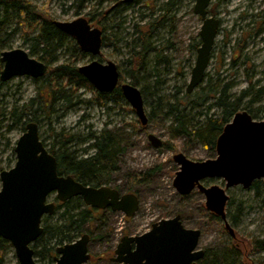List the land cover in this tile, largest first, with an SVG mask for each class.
<instances>
[{
	"label": "rangeland",
	"instance_id": "rangeland-1",
	"mask_svg": "<svg viewBox=\"0 0 264 264\" xmlns=\"http://www.w3.org/2000/svg\"><path fill=\"white\" fill-rule=\"evenodd\" d=\"M30 1L54 21L67 22L85 17L93 27L101 29L109 37L101 55L95 58L86 54L87 57L77 66L90 64L94 59L104 64L112 61L125 81L132 83L128 60L131 59L133 46L139 45L137 51L143 47L142 42L136 41L134 27L153 22L167 0H137L129 8L120 6L113 9L112 13H118V16L112 17L110 14L109 20H104L101 14L115 7L116 0ZM194 5L195 0H182L180 6L173 7L176 21H172L171 26L156 27L152 34L150 42L152 46L162 48L160 55L166 57L165 60L159 59L157 52L149 51L145 54L143 67L134 73L139 88L147 91L144 101L149 122L146 127L141 125L135 111L125 100L121 104L111 101H106L105 106L96 104L95 89L82 90L74 100L89 104L64 111L65 104L60 103L54 106L56 114L51 116H48V112H36L41 119L40 138L48 150L56 140L54 132L79 138L69 145V149L83 159L93 152L85 153L89 149L91 142L88 139L92 133H121L127 141L119 160V172L110 186L120 187L124 194H136L140 201L139 211L133 218H127L122 213L102 216L109 228H93L89 245L93 258L104 253L112 257L124 236L145 234L154 223L180 215L185 228L201 231L199 248L209 250L210 257L212 253L226 251L229 255L227 264H264V248L255 247V241H264V209L254 192L242 187L228 190L233 202L227 207V220L235 235L232 237L221 219L215 220L210 216L203 194L195 190L188 196H182L174 187L176 174L180 170L173 160L176 154L183 153L192 161L215 159L217 154L185 138H174L169 131L174 116L168 112V105L174 103L172 99L176 96V100L187 104L184 112L187 120L194 124L198 120L203 122L204 117L200 114L206 107L198 105L200 100L197 94L207 88L210 81L213 86L222 81V85H232L229 94L233 100L240 99L239 112H251L257 121H264V0H213L210 11L221 20V28L206 72L207 78L193 94H188L187 86L197 57L191 45L201 40L197 36L203 24L202 19L193 12ZM151 8L156 10L155 14ZM38 32H30L29 28L19 27L11 21L0 30V57L3 52L22 49L38 59L43 53L32 40ZM71 39H68L69 46ZM57 57L59 61L53 63V67L71 61L74 56L70 50H62ZM46 92L41 80L35 81L26 76L0 83V174L16 164V154L13 155L12 149L24 133L23 124L16 122V115L24 112L25 108L32 113L37 111ZM149 135L159 137L169 147L154 148ZM154 169L147 176L148 171ZM208 181L205 182L206 186L225 187L221 180ZM132 187L134 191L126 192ZM48 201H56V195H52ZM58 216H51L53 219L50 222L54 223ZM234 217L238 222H234ZM3 264H19L13 247L4 256ZM87 264L112 263L91 259Z\"/></svg>",
	"mask_w": 264,
	"mask_h": 264
},
{
	"label": "water",
	"instance_id": "water-1",
	"mask_svg": "<svg viewBox=\"0 0 264 264\" xmlns=\"http://www.w3.org/2000/svg\"><path fill=\"white\" fill-rule=\"evenodd\" d=\"M135 0H124L133 3ZM212 0H196L195 14L202 21L201 46L197 50L195 66L187 86L192 94L203 82L210 65L211 55L218 37L221 20L211 16L208 9ZM62 33L73 38L82 52L99 57L103 49V31L93 27L89 20L80 17L70 22L55 21ZM4 69L1 80L7 82L16 77L41 79L47 66L22 50L14 49L1 54ZM78 72L102 94L113 93L120 83V71L116 63L106 64L94 59L90 64L78 68ZM123 97L135 111L142 126L149 119L144 106L142 92L131 83L120 85ZM151 145L160 149L163 141L149 135ZM16 164L0 174V237L11 243L19 264H38L33 244L43 235V218L55 213L56 205L49 202L56 195L60 202L80 197L86 206L93 209H111L133 218L139 211L140 201L136 194H121L112 186H85L72 176H60L58 162L50 153L39 135L36 123H30L15 145ZM215 159L192 161L183 153L173 160L180 170L174 187L182 196L198 190L205 197L206 209L220 218L227 231L235 237L227 220L230 197L228 190L242 187L249 190L255 181L264 184V121L255 120L247 111L238 112L220 135L216 145ZM208 180H221L218 185L206 186ZM202 233L187 229L182 217L164 219L152 225L149 232L139 236H124L115 250L111 262L118 264H198L205 250L199 248ZM90 235L84 234L77 241L57 249L55 264H87L92 256L89 252Z\"/></svg>",
	"mask_w": 264,
	"mask_h": 264
},
{
	"label": "trees",
	"instance_id": "trees-1",
	"mask_svg": "<svg viewBox=\"0 0 264 264\" xmlns=\"http://www.w3.org/2000/svg\"><path fill=\"white\" fill-rule=\"evenodd\" d=\"M81 2H84V0H81ZM116 2L115 7L109 8V12L122 4L125 5L123 0H116ZM174 6L175 4L172 0H167L163 7L160 8V14L157 16V20L154 21L155 23H146L139 31L140 36L136 41L142 42L141 46L143 47L141 51L136 50L139 45L132 47L131 60L129 61L131 64V84L139 87L138 79L134 73L139 71L144 65L145 54L150 50V37L156 30V25L159 22H164L171 26L172 21H176V17L173 14ZM151 9L152 13L155 14L156 10L154 8ZM0 10H2L1 13L4 15L0 23L8 25L12 21L29 28L30 32L39 30L32 40L35 41V47L40 48L43 53L38 60L43 61L48 66L46 77L41 79L47 92L44 100L40 103V107L52 108L55 104L63 103L65 104L64 110L70 109L73 107L69 103L72 93L82 88L93 90L89 81L78 72L77 64L82 59H85L87 55L80 51L74 39H71L72 44L68 45L69 37L53 25L51 17L44 15V11L36 7L30 0H0ZM210 13L213 15L214 12L211 10ZM101 17L104 19L103 16ZM108 39L109 37L103 36V47L107 45ZM197 39H200V36H197ZM200 45L201 40L195 41L191 45L192 52H196ZM62 50H70L72 56H74L72 57L73 59L53 67L52 64L59 61L57 56ZM1 69L2 64L0 62V71ZM120 77L121 82H125L121 72ZM211 84L212 81H210V85L207 88L202 89L201 93L197 94L200 100L198 105L206 107L205 111L200 114V116L204 117L203 122L198 120L194 124L192 121L187 120V116L184 114L187 104L177 101L172 105H168L169 114L174 116V123L169 127V131L174 138L181 137L187 139L190 143L201 144L215 154L217 141L224 127L240 111V99L233 100L229 94L232 85H222V81H218L215 86ZM69 87L72 90L71 88L67 89ZM142 91V94L146 97L145 89ZM95 97L96 104L101 106H105L106 101L119 103L124 100L120 88H117L111 94H95ZM181 107L184 109L180 110ZM24 111L30 112L28 108H25ZM212 111L215 112L211 114ZM249 113L251 114V112ZM48 116H51V114H48ZM252 117L255 120L257 119L255 115H252ZM34 121L39 125L41 124V120L37 118ZM25 128L26 123L23 124L24 132L26 131ZM55 139L49 151L57 159L60 176L70 175L85 186L101 187L110 186L113 183V178L119 172V160L127 143L121 133L112 134L111 132H105L98 137H89L88 140L92 143L89 144V149L85 150V153L87 154L88 151H93L94 153L84 159H77L76 153L70 152L69 149V145L79 140V138L72 135L55 134ZM166 146L168 145L164 143L163 147ZM57 147L58 151L56 150ZM12 153L15 156V146L12 149ZM154 171L155 169L149 170L147 176H150ZM116 189L124 193L120 187H116ZM132 190L134 191L133 187L126 192H131ZM250 191L254 192L256 199L260 201L264 209L263 181H255ZM228 205H233V202L230 201ZM104 214L112 215L115 213L110 209L97 211L87 207L80 197L73 198L64 204L57 203L55 215H59V218L54 223H51L50 220L53 219L51 216L44 217L42 222L44 233L32 246L35 251L36 262L48 261L49 263H54L59 247L77 241L84 234H89L92 241L93 228L95 229L97 226L99 230L109 228L102 219ZM210 216L215 220H220V218L211 213ZM234 222H238L237 217H234ZM255 245L256 248L258 246L259 248H264V241H255ZM11 248V243L0 237V264H3V258ZM233 248L235 250V247ZM205 252L204 258L198 264H227L228 262L227 258L229 255H227L226 251L212 253L211 257L209 256V250H205ZM92 259L110 263L111 257L109 254L104 253L98 257H92Z\"/></svg>",
	"mask_w": 264,
	"mask_h": 264
},
{
	"label": "bare ground",
	"instance_id": "bare-ground-1",
	"mask_svg": "<svg viewBox=\"0 0 264 264\" xmlns=\"http://www.w3.org/2000/svg\"><path fill=\"white\" fill-rule=\"evenodd\" d=\"M137 0H135L133 3H125L124 2V0H123V2H124V4L125 5H120V6H124V8H129V6L130 5H132V4H134L135 2H136ZM173 2H174V4H175V6L177 7V6H180V4L182 3V0H172ZM167 2V1H166ZM212 2H213V0H212ZM212 2H211V5H212ZM195 5H196V0H195ZM195 5H194V8H195ZM211 5L209 6V9H208V11H209V13H210V8H211ZM119 6V7H120ZM126 6V7H125ZM118 7V8H119ZM194 10V9H193ZM194 13H195V11H193ZM43 14L44 15H46V16H48V17H50L49 15H48V13H46V12H43ZM112 15V17H117L118 16V13H112V11H110L109 12V9H107L104 13H102L101 15L104 17V20H109V15ZM210 15L211 16H213L211 13H210ZM3 13H1L0 12V20L1 19H3ZM85 18V17H84ZM52 19V18H51ZM78 19V18H77ZM87 19V18H86ZM76 20V19H75ZM88 20V19H87ZM157 20V18H155V20H153V22L154 21H156ZM74 21V20H73ZM54 20L52 19V23H53V25H54ZM60 22H62V21H60ZM67 22H70V21H67ZM16 23V22H15ZM149 23H151V22H149ZM155 23V22H154ZM17 24V23H16ZM148 24V23H147ZM166 24L164 23V22H159L156 26L157 27H160V26H165ZM7 26V24H2V23H0V30H3L5 27ZM17 26H21V25H18L17 24ZM55 26V25H54ZM56 27V26H55ZM141 28L142 27H139V26H135L134 27V35L135 36H137V38H136V40H138V37L140 36V34H139V31L141 30ZM58 29V28H57ZM157 29V28H156ZM59 30V29H58ZM60 31V30H59ZM66 35V34H65ZM68 36V35H67ZM103 36H104V32H103ZM69 37V36H68ZM151 38V37H150ZM73 39V38H72ZM149 44H150V50L149 51H153V52H157L158 54H159V56H158V58L160 59H162V60H165V58L166 57H164V56H161L160 54H162L163 52H162V48H157V47H155V46H152V44H151V42L149 41ZM201 46V45H200ZM199 46V47H200ZM198 47V48H199ZM80 49V48H79ZM198 50V49H197ZM80 51H81V49H80ZM82 52V51H81ZM197 52V51H196ZM82 53H84V52H82ZM2 54V53H1ZM84 54H86V53H84ZM87 55H89V54H87ZM212 56V55H211ZM31 57V56H30ZM1 58V57H0ZM157 58V59H158ZM35 59V58H34ZM36 60H38V59H36ZM131 60V59H130ZM130 60H128V63H129V61ZM38 61H40V60H38ZM1 62V61H0ZM41 62H43V61H41ZM44 63V62H43ZM45 64V63H44ZM46 65V64H45ZM47 66V65H46ZM129 66H131V64L129 63ZM79 68V67H78ZM3 69H4V66H3V64H2V69H1V71H0V80H1V73H2V71H3ZM47 73H48V66H47V70H46V74L41 78V79H44L45 77H46V75H47ZM31 78V77H30ZM206 78H207V75L205 76V79L203 80V82L197 87V89L205 82V80H206ZM33 79V78H32ZM41 79H38V80H41ZM12 80V79H11ZM35 81H38V80H36V79H34ZM120 80H121V77H120ZM1 82H3L2 80H1ZM0 82V83H1ZM3 83H5V82H3ZM123 83H128V82H121L120 81V83H119V85H118V87L117 88H120V85L121 84H123ZM133 85V84H132ZM135 86V85H134ZM93 87V86H92ZM136 87H138V86H136ZM71 87H69V88H67V89H70ZM116 88V89H117ZM94 87H93V90L92 91H94ZM138 89H140L139 87H138ZM196 89V90H197ZM71 90H72V88H71ZM82 90H85V88H82V89H80V90H78V91H75L74 93H72V95H71V100H70V102L69 103H71V106H73V107H75V106H78V105H84V104H89L90 102H87V101H81V100H78V101H74L76 98H78V94H79V92H81ZM86 90H89L90 91V89H86ZM96 90V89H95ZM142 90H144V89H142ZM141 89H140V91L141 92H143ZM97 91V90H96ZM145 92L147 93V91H146V89H145ZM95 94H102V93H99L98 91L95 93ZM193 94V93H192ZM143 95V94H142ZM144 95H143V99H144ZM39 98H41V97H39ZM177 99V97L175 96L174 97V99H172V100H174L173 102L174 103H176L177 101H179V100H176ZM124 100H125V98H124ZM38 101H40V100H38ZM126 101V103L127 104H129L128 102H127V100H125ZM42 102V101H41ZM40 102V103H41ZM122 102H124V101H121V102H119V103H115V104H121ZM40 103H39V107H40ZM174 103H171V105L172 104H174ZM59 104V103H58ZM55 105H57V104H55ZM55 105H53V107L52 108H45V107H40L37 111H35V112H26V111H24V112H22V113H20V114H18V115H16V117H17V120H16V122H21V124H24V123H26V127H27V125L28 124H30V123H36L37 125H38V128H39V135H40V125L36 122V121H34L36 118L38 119V120H41L40 118H39V116H38V114L36 113V112H48V114H56V111L54 110V106ZM130 105V104H129ZM144 106H145V101H144ZM73 107H71V108H73ZM70 108V109H71ZM66 110H69V109H66ZM146 110V109H145ZM65 111V110H64ZM64 115H62L61 117H63ZM148 116V115H147ZM252 116V115H251ZM229 124V123H228ZM144 127V126H143ZM146 127V126H145ZM225 128V127H224ZM26 129V128H25ZM106 131H104V132H101L100 134H95V133H92L91 134V136H95V137H98V136H101L103 133H105ZM55 134H62V133H54L53 135H54V137H55ZM90 136V137H91ZM89 141V140H88ZM44 142V141H43ZM90 142V141H89ZM92 143V142H91ZM90 143V144H91ZM74 153V152H73ZM76 153V152H75ZM94 152H92V154H93ZM16 154V153H15ZM91 154V155H92ZM76 158L77 159H81L80 157H78L77 155H76ZM231 200V199H230ZM230 200H229V202H230ZM70 201V200H69ZM68 202V201H67ZM229 202H228V204H229ZM53 203H55V205H56V209H57V203H61V204H64V203H66V202H60L59 200H57V197H56V201H54ZM85 204V203H84ZM87 207H89V206H87ZM56 209H55V212H56ZM113 213H119V212H114L113 211ZM55 214V213H54ZM53 214V215H54ZM123 214V213H122ZM212 214V213H211ZM53 215H47V216H53ZM44 219V218H43ZM43 222V221H42ZM225 224V223H224ZM230 224V223H229ZM231 226V225H230ZM42 227H43V223H42ZM225 228H226V226H225ZM43 229H44V227H43ZM2 238V237H1Z\"/></svg>",
	"mask_w": 264,
	"mask_h": 264
},
{
	"label": "flooded vegetation",
	"instance_id": "flooded-vegetation-1",
	"mask_svg": "<svg viewBox=\"0 0 264 264\" xmlns=\"http://www.w3.org/2000/svg\"><path fill=\"white\" fill-rule=\"evenodd\" d=\"M91 208V207H90ZM93 209V208H92ZM94 210H97V211H103V210H98V209H94ZM107 210V209H106ZM111 210V209H110ZM112 211V210H111ZM113 212V211H112ZM115 256V251H114V253H112V257H114ZM111 257V258H112Z\"/></svg>",
	"mask_w": 264,
	"mask_h": 264
}]
</instances>
